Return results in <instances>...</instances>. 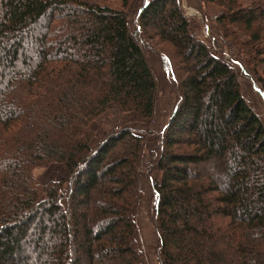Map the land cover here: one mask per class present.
Returning <instances> with one entry per match:
<instances>
[{
    "label": "trees",
    "instance_id": "1",
    "mask_svg": "<svg viewBox=\"0 0 264 264\" xmlns=\"http://www.w3.org/2000/svg\"><path fill=\"white\" fill-rule=\"evenodd\" d=\"M100 1L0 0V264H146L149 180L156 264H264V117L238 80L264 75V0H203L222 8L207 41L182 0H136L132 31L131 0ZM155 43L176 100L143 159ZM112 107L123 124L95 135Z\"/></svg>",
    "mask_w": 264,
    "mask_h": 264
},
{
    "label": "rangeland",
    "instance_id": "2",
    "mask_svg": "<svg viewBox=\"0 0 264 264\" xmlns=\"http://www.w3.org/2000/svg\"><path fill=\"white\" fill-rule=\"evenodd\" d=\"M90 1V0H89ZM92 2L102 4L100 0H91ZM131 7L129 9V28L130 30L135 29V17L137 13V9L139 7L136 0H131ZM188 6L185 4L182 6L183 10L185 11L186 15L190 14L188 10L190 8H187ZM198 9V12L195 13L200 18H197L195 15H188L189 18L195 17V24H193L194 32L198 35V37L203 40L207 41L210 36H214L216 39L217 32L215 31V24L210 23L209 21H206L207 18H211L214 16H217L219 12L222 10L217 6H213L209 3L208 6L204 8V10L200 9L198 4L196 3L195 6ZM229 31L235 34V38L240 42H246L247 37H245L239 30H237L234 27H230ZM157 45V48L159 49L155 53H148V60L149 64L151 66V69L153 71L156 83H157V95H156V105H155V113L148 123L141 126V129L148 134H151L148 138L145 151L143 153V159L147 158L148 151L151 150L155 146V138L158 134L161 133V131L166 126L169 117L171 115L176 97L171 91L170 81L168 79V76L166 74V70L164 69V66L162 64V57L164 54L177 64L180 60L177 58L174 50L166 44H160L155 43ZM231 50H234V53L231 55V51L228 50V48L223 49L224 56L226 58L232 59L236 62V65L240 66L244 69H250L253 70L254 65H248L241 59L238 54H235V49L232 48ZM241 71V70H240ZM239 71L238 80L241 85L242 93L244 97L250 102V104L253 106L255 111L264 117V87H261L259 84V79L264 83V75L262 73L254 74L252 72V76L245 77L242 75V73ZM264 85V84H263ZM122 116L120 113L117 112L115 108L109 109L104 116L101 118L93 121L90 125V129L94 131L95 135L97 134H104L105 132L109 131L111 128L115 127L116 125H122ZM130 127H133L134 125L129 124ZM138 127V126H137ZM96 140H93L91 143L92 146L96 145ZM62 174V171L60 167L56 165H52L48 168H36L33 171V176L37 179V181L41 184H46L49 181L58 179ZM142 198L137 206V211L135 215V220L137 222L138 228H139V235H138V241L140 244L144 246L145 251V259L144 262L146 264H156L155 262V250H156V232L154 225L152 223L151 217H150V206L152 205V188L151 183L149 181H143L142 182Z\"/></svg>",
    "mask_w": 264,
    "mask_h": 264
},
{
    "label": "crops",
    "instance_id": "3",
    "mask_svg": "<svg viewBox=\"0 0 264 264\" xmlns=\"http://www.w3.org/2000/svg\"><path fill=\"white\" fill-rule=\"evenodd\" d=\"M182 3H183V6L186 4L188 6L187 8H190L188 10V12L190 14H187V16L188 15L194 16L195 13L198 12V9L195 7L196 3L198 4L200 9L204 10V8H205V6L203 5V0H182ZM195 16H197V15H195ZM198 18H200V17H198Z\"/></svg>",
    "mask_w": 264,
    "mask_h": 264
}]
</instances>
